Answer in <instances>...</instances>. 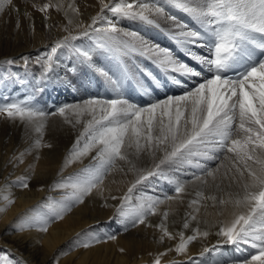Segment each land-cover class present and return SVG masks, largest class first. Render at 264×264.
I'll return each instance as SVG.
<instances>
[{"label":"snow or ice","instance_id":"6c2138e0","mask_svg":"<svg viewBox=\"0 0 264 264\" xmlns=\"http://www.w3.org/2000/svg\"><path fill=\"white\" fill-rule=\"evenodd\" d=\"M11 2L3 0L4 4ZM165 4L186 14L197 27L190 28L187 23L180 21L167 11ZM49 7V4H45L40 10L47 11ZM103 7L118 16L139 19L150 25L156 23L153 17L171 20L177 29L171 33L172 39L194 63L182 61L170 48L136 32H124V36L132 39L122 40L120 30L110 21L106 26L96 28L97 21L103 19L98 16L93 18L91 25L85 27L83 34L88 35L89 29L99 33L98 48L103 51L75 49L81 64L95 67L119 93L123 81L134 78L137 72L145 79L157 80L146 69L132 71L123 60L124 57L137 54L165 72L170 82L182 89L181 93L166 94L163 99L145 104H137L120 94L115 98L90 97L81 103L60 106L51 113L37 107L30 97L0 105V115L27 121L34 126L36 133L43 132L48 115L65 116L67 112L77 116L87 114L90 119L71 150L70 157L80 159L96 149L92 157L94 164L55 185L71 188L72 192L66 200L53 201L47 205L53 214L28 218L20 224L19 230L38 227L40 231L46 232L50 222L63 219V215L71 211L74 204L83 203L84 197L103 182L117 160L128 159L122 151L126 140L129 147L135 145L137 153L145 150L164 152L155 170L139 175L127 193L119 198L120 205L116 211L132 227L145 223L146 217L154 214L156 207L163 203L159 197H148L147 201L141 199L135 206H130L131 194L136 185L161 174V165L180 163L193 156L215 160L217 153H227L231 154L237 179L244 178L245 182L242 193H237L229 200H219V204L231 203L238 211L233 212L230 223L222 225L217 234L231 245H250L255 250L254 254L233 264H264V0H133L114 6L104 4ZM71 39V36L65 37L51 46L50 53L45 57V75L54 70L53 57ZM193 48L206 49V53L194 51ZM101 54L118 60L119 75L115 79L114 74L96 66L93 57ZM137 83L147 95L148 88L144 83L140 80ZM81 138L84 140L82 147ZM141 140L144 141L143 145ZM41 143L40 138L36 139L35 147H40ZM72 159L67 162H72ZM203 171L215 179V170L205 167ZM173 183V191L178 196L184 191V184L179 180ZM17 184L23 188L29 187L25 179L18 180ZM174 198L171 195L164 197L167 200ZM3 199L9 205L14 202L8 196ZM211 199L215 201L216 197ZM2 211L4 209L0 208ZM158 227L164 237L174 238L163 224ZM184 227L188 228V224L185 223ZM208 234L207 231L200 233L199 229L188 237L180 233V243L175 251L178 254L185 253L198 235L207 237ZM107 238L116 239L115 235H108ZM92 242L100 241L83 242L81 246L90 247ZM4 259L6 264H13L7 257ZM155 264H160V260L157 259Z\"/></svg>","mask_w":264,"mask_h":264},{"label":"bare ground","instance_id":"6f19581e","mask_svg":"<svg viewBox=\"0 0 264 264\" xmlns=\"http://www.w3.org/2000/svg\"><path fill=\"white\" fill-rule=\"evenodd\" d=\"M89 1L90 3L92 2V0ZM57 2L64 9L65 17L62 18L60 15H57L41 23L44 22L45 25H48L59 20L57 22L60 23L61 28L59 30L51 29L50 38H45L43 33L42 35L40 33L38 34V30L34 31L29 42H21L6 51H0L4 55L0 56V62L9 57L18 58L22 55L36 54L45 46L58 40L65 34L63 33V26L69 25V29L75 32V28L91 25V18L97 16L98 13L93 10L89 14L84 15L72 14L69 13L72 10H69V8L74 5V0H57ZM107 2L108 0H101L102 8ZM125 2H133V0H125ZM139 2H146V0H139ZM181 13L179 11L178 14L180 21L190 25V28L197 27L195 24L194 26L191 24V19L188 16L183 15V17ZM121 19L122 21L120 23L112 22V20L108 21L120 30L122 40L127 39L131 41L132 39L130 36H124V32H136L155 43H159L163 47L170 48L176 57L184 62L190 63V58L184 53L180 45L172 39L171 33L177 31V29L171 20H167L164 17H153L156 23L150 25L139 19L124 17H121ZM108 21L103 20L97 22L95 27H104ZM134 25L138 26V30L134 29ZM89 31L90 34L96 33L91 29ZM146 31H151V34L147 36ZM72 46L74 50L77 48L82 50L86 49L83 47L82 41L74 42ZM193 50L206 53V49L198 50L193 48ZM126 58L131 57L128 56ZM93 59L96 66L102 67L110 74H114V69L110 70L107 67L106 60L101 56L96 55ZM146 63L148 65H155L148 59H146ZM69 64L66 61V57L61 53L60 58H57L53 63L54 70L48 73V75L53 74V76L51 77L50 75L51 78H49L48 75H44L50 83L49 87L44 86L45 89L43 90L42 99H44L48 107L44 111L51 113L57 111L54 109L58 107V104L81 103L90 97L115 98L118 94L122 95L116 91L114 85L110 84L101 73L95 70V67L86 65L91 72L103 81L101 90L96 88L91 90L86 82V70L88 69L82 68L81 66L83 64L78 67L80 74L78 75L79 77L81 76L80 80L82 78V82H79V78L74 77L71 72ZM163 75L170 82V77L165 72ZM113 78L115 79V75H113ZM159 84L156 83L153 86L157 88ZM189 86H191V82H189ZM167 88L170 92L163 87L160 90L166 94H180L182 91L181 88L173 84L168 85ZM160 90L158 91L159 94L161 92ZM142 96V98H146V94ZM134 102L142 104L144 101L141 103L134 100ZM88 119L90 117L87 114L77 116L72 112H67L65 116H60L59 114L48 115L44 121V123L48 121V125L44 127L43 133H36L35 139L30 135L21 138L0 136V148H6L10 144H13L14 150L19 145L24 144L25 141H28L27 143L29 145L33 140L35 142L38 138L42 141L41 146L37 148L34 158L35 178L32 177L33 180L29 183L28 188L17 187L15 183L17 178L8 172L3 178V172L6 169L0 172V208L4 209V211L0 212V264H6L5 257L9 261H12L13 264H141L148 261L149 263H154L157 259L161 263L171 259L186 258L191 254L204 253L206 252L205 249H208L210 252L215 247L229 244L224 237L217 233L222 225L230 223L233 218V212L238 210L231 203L225 205L219 204V200H229L237 193H242V186L245 179H237L238 174L234 171L233 161L230 158L231 154L227 153H217L215 160H206L203 156L190 157L181 162V164H173L170 170L160 171L163 174L159 178H148L143 183L138 184L137 191L131 195L130 206H135L141 202V199L147 201L148 197H152L153 199L159 197L163 200V203H160L156 207L154 214H150L145 223L138 224L133 228L127 223L129 229L126 232H121L120 228L112 223V215L117 213L116 209L120 205L118 198L115 200L112 199L117 193V184H120V181L123 179L127 180L128 186L134 184L139 175L151 171L164 156L162 150L156 151L153 155H149L148 159L145 154L141 153L139 157L140 166H138L135 157L132 158V155L135 154L133 152H136L135 145L129 147L126 151L124 147L122 151L127 155L128 159L125 161L118 160L114 166L115 168L113 167L105 175L103 182L94 188L89 195L84 197V202L74 204L71 207V211L63 215V219L50 222L46 232L40 231L38 227L26 228L22 231L19 230V226L23 221L28 218L40 216L41 212L39 211L41 209H43L42 212H44V215L48 214V212L50 213L49 210L51 209L47 205L57 200L54 197H62L61 195L52 196L47 188L48 183L52 179L57 178L59 168L63 171L61 175H65V178H70L95 163L92 157L95 156L96 151H91L88 155L80 159H74L73 162H67L70 158V153L67 151L76 144ZM68 121H71V123ZM68 132L71 135H66ZM82 142H84L83 138H81ZM125 143L128 146L127 140ZM205 167L209 170H215V179L204 173L203 169ZM196 177L200 178L197 179ZM175 180H179L184 184V191L178 196L174 191L171 192V189L173 190L174 188L173 181ZM166 195H171L175 198L172 200L164 199ZM4 196L10 197L14 202L9 205L3 199ZM213 196L216 197L215 201L211 199ZM46 197L47 199H45ZM193 201H197V203L194 204ZM165 214H167L166 218ZM17 216L19 217L14 220ZM193 217L195 218L193 219ZM122 222L125 223L127 220L123 218ZM92 223L99 224V226L92 229V231L80 239L78 238L77 248L75 250L66 249L55 257L56 251L65 245L68 240L70 241L83 228ZM185 223L188 224V228L184 227ZM161 224L172 234L173 239L164 237L161 233L156 235L159 238L158 241H154L155 237H151V235L156 233V230H160L158 225ZM175 224L182 227V229L179 231ZM10 226L14 230H9ZM187 229H189V232H186ZM197 229H199L200 233L207 231L209 233L208 236L203 237L202 235H198L197 239L188 245L187 251L178 255L175 247L180 243V233L188 237L193 235ZM108 235H115L116 239L110 240L107 238ZM4 238L8 242H5ZM81 239L83 242L94 240H99L100 242H92L90 247L85 248L81 246L83 243ZM244 246L251 252L242 251L241 255L236 256L232 249H227L226 252L220 255L213 254L208 258V264H233L234 261L243 260L245 257L254 254L255 250L250 245Z\"/></svg>","mask_w":264,"mask_h":264},{"label":"rangeland","instance_id":"374dc122","mask_svg":"<svg viewBox=\"0 0 264 264\" xmlns=\"http://www.w3.org/2000/svg\"><path fill=\"white\" fill-rule=\"evenodd\" d=\"M74 1H75L74 5L70 6L69 8V10L72 9L69 13L84 15V14H89L90 12L95 10L98 13H97V16H94V17H98V16L103 17V19H100L97 22H101L103 20H106V21L112 20V22L120 23L122 21L121 16L113 14L111 11H109L108 9H105L104 7L102 8L101 0H92L91 3L89 0H82V1L74 0ZM124 2L125 0H108L107 4L109 6H114L116 3H124ZM45 4H49L50 7L47 9V11H41L40 9ZM165 6L168 12L170 13L173 12L172 14L173 15L177 14L176 16L178 17L179 10L172 8L171 6H168L166 4ZM63 11L64 9L57 2V0H12L11 4H4L3 0H0V51H6L7 49L12 48L15 44H19L21 42L23 43H26V41L29 42L31 40V37L33 36V32L37 30H38V34L40 33L42 35L43 33L45 38H50L51 29L59 30L61 28L60 23L57 22L59 20H56L53 24H48V25H45L44 22L43 23L41 22L47 21L48 18L57 16V15H60L63 18L65 17V12ZM181 14L182 16L183 15L187 16L183 12ZM92 18L91 20L93 21ZM85 27L86 26L75 28L74 29L75 32H73V30L69 29V25L63 26L62 27L64 31L63 33L65 34L62 35L58 40L53 41L49 45L45 46L38 53L33 54L34 56L33 55H27V56L22 55L18 58L9 57V58L3 59L0 62V105L19 101L26 97H30L32 99V102L37 107H40L42 109L44 107L43 110H45V108H48L46 103L44 102V99H42L43 90L45 89L44 86L49 87V84H50L49 81L45 78L46 75L44 73L45 57L47 54L50 53L51 46H53L57 41L63 40L65 37H68V36L73 37V39H71L65 47L58 50L56 56L53 57V63L55 62L57 58H60L61 53H62L64 57H66V61L70 63L69 66L71 67L70 69L74 77L76 76L77 79L79 78L78 79L79 82H82V78L80 80L81 76L79 77L80 74L78 72V67L81 65V63H80V60L75 55V50L72 46V43L82 41L84 45L83 47L86 49L89 48V49H95L97 51H103L102 49L98 48V45L100 43V40H99L100 34L99 33L90 34V31H89L88 35H84L83 32L85 31ZM133 27L135 30H138L137 25H134ZM41 30H43V32H41ZM150 32L146 31V35L149 36L151 34ZM166 39H169V38H166ZM123 40L130 41L127 39H123ZM133 55L134 54L130 55L131 58H126V57L123 58V60L128 63V66L130 69H132V71H136L137 68L143 69L144 67V69L146 68L148 72H151L157 78L156 81L152 80L151 78L145 79V77L141 76L139 72H137L134 78L129 79L130 82H132V85L136 86V89H137L136 93L138 92L142 101H144L143 103L141 101V103L145 104L147 102L153 101L158 98L163 99L166 93H163L160 90L162 87L158 86L157 88H155L153 85H155L158 81V83H160L159 85H164L163 88L168 89L167 86L168 85L170 86V84L172 83L168 82V80L163 75L164 72L157 65H154V66L148 65L146 63L145 57L139 55L141 57L140 58L137 54H135V56ZM0 56H4V55L0 53ZM97 56H101L104 60H106L108 64L107 67L110 70L114 69L115 77L116 75H119L117 71V63H118L117 59H112L110 56L102 55V54L97 55ZM9 61H11V63H9ZM81 67L88 69L86 70L87 86H90L91 90L93 88L101 90L102 84H103L102 79H100L97 75L91 72L86 65H82ZM50 75L51 74L48 75L49 78L53 76V74L51 75V77ZM137 80H140L141 82H143L145 87L148 88V94L146 95V98H142L143 97L142 95L145 94V91H144V88H141L139 86V84L137 83ZM126 81L127 79L123 81L122 86L120 87L121 90L119 92L123 96L125 95L124 97H127L128 99H131L133 101L135 100L138 102L136 98V94L132 93L130 89H127L126 86H124ZM54 86L57 87L56 85ZM52 90L55 91L54 88H52ZM159 90L161 91L160 94L158 93ZM168 91L170 92L169 89ZM169 94L170 93H167V95ZM157 95L158 97H156ZM63 105L65 104H60V105L58 104V107L63 106ZM58 107H56L54 110H58ZM47 122L48 121L45 122V127L48 125ZM68 134L71 135L70 132H68L66 135ZM28 135L33 136L34 139L36 137V132H34V126L32 124L28 123L27 121H21L19 118L11 119L7 117L6 115H0V136L2 137H6V136L13 137L14 136V138H17V137L21 138L24 136L28 137ZM27 142L28 141H25L24 144L19 145L16 150H14L13 144L12 145L10 144L6 148H0V172L1 170L6 169V171L3 172V178L7 174V172L11 174L12 176H15V178H17L15 183L17 187L19 188H23V187L18 186L17 181L20 179H25L27 180V183L29 184L33 180L32 177H34V172H35L34 171V158L36 156L37 147H35L34 140L33 142H31L30 145ZM83 143L84 142L81 143V147L83 146ZM141 144L142 145L144 144L143 140L141 141ZM126 145L127 143H125V146H124L125 151L126 149L129 148V146H126ZM72 149L73 147L70 148L67 152L70 153ZM92 151H96V149H92ZM136 152H133L135 154L132 155V158L135 157V161L137 162L138 166H140L139 157L141 153L145 154L147 159L149 155L154 154L153 152L149 150H145L144 153L143 151L139 153H136ZM21 157H22V162H21ZM69 159H72V158L70 157ZM73 160L74 159H72V162ZM117 162L118 160L116 161V163ZM173 164L175 163L170 162V163H165L164 165H161L160 171L163 172L165 170L172 169ZM155 167L156 166H154L152 168L153 170L151 169V171H154ZM62 172H63L62 169L59 168L57 171V178L52 179L47 185L48 191L52 194V196H57V195L62 196V197H54L57 199L55 200L57 202L66 200V198L69 197L72 192L71 188H61V187L55 186L57 185V183L65 182L68 179V178H65V175H61ZM162 172H160L161 174H158L157 176L156 175L152 176V178L149 177V179L159 178V176L163 174ZM121 181H125L126 183L121 182ZM121 181H120V184L118 183L116 187L117 193L115 197H117L118 199L123 197L127 193L128 188L133 185L131 184L130 186H128L126 179H123ZM137 189L138 188L136 185V187L133 189L132 194L135 193ZM171 192H173L172 189H171ZM45 199H47V197ZM42 211L43 209H41V211L39 212H41V215H44V212ZM49 211L50 213L48 212L46 216H51L53 214L52 210H49ZM24 212H21V213H24ZM19 216H17L14 220H16ZM149 216L150 215L146 217L145 222L149 218ZM123 218L124 217L118 215V213H115L112 215L111 219H112V223L116 224V226L120 228L121 232L122 231L126 232L128 231L129 228L127 226V230H125L127 222L123 223L122 222ZM54 221H57V220H54ZM88 226L83 228L79 233L76 234L77 236L75 235L74 237H72L70 241L68 240L65 243V245H63L58 251H56L55 257L56 255H59L61 252L65 251L66 249L75 250L77 248L78 238L80 239L81 237L85 236V234H88L90 231H92V229H95L96 227H98L99 224L92 223ZM175 226L178 227L179 231L182 229V227H180L179 225L175 224ZM192 226H193V223H192ZM130 227L133 228L132 226ZM9 230H14V228L10 226ZM186 232H189V229H187ZM161 233H162L161 229L156 230V233L152 234L151 237H155L154 241H158L159 238L156 237V235L161 234ZM4 241L8 242L6 238H4ZM227 249H232V251L235 253L236 256L241 255L242 251L244 252L250 251L246 249L245 246L243 247V245L237 246V245L228 244V245H222V246L215 247L210 252L208 251V252L199 253V254L198 253L191 254L186 258L171 259V260L161 262L160 264H208V258H210L213 254L220 255L221 253L226 252ZM146 263L154 264L155 262L149 263L148 261V262H144L141 264H146Z\"/></svg>","mask_w":264,"mask_h":264}]
</instances>
